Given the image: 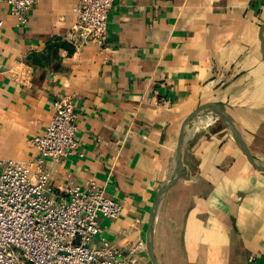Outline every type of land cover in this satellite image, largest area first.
Masks as SVG:
<instances>
[{"label": "crops", "instance_id": "0c3cea01", "mask_svg": "<svg viewBox=\"0 0 264 264\" xmlns=\"http://www.w3.org/2000/svg\"><path fill=\"white\" fill-rule=\"evenodd\" d=\"M77 1L35 0L23 27L0 3V160L32 173L28 140L46 127L53 99L71 95L78 151L44 168L52 189L95 181L121 204L117 218L98 217L95 243L125 254L146 245L194 111L223 110L264 161V0H114L101 46L73 32ZM207 114L157 206L153 253L159 264H264V170ZM136 259L152 264L147 250Z\"/></svg>", "mask_w": 264, "mask_h": 264}, {"label": "built area", "instance_id": "2783aa9c", "mask_svg": "<svg viewBox=\"0 0 264 264\" xmlns=\"http://www.w3.org/2000/svg\"><path fill=\"white\" fill-rule=\"evenodd\" d=\"M114 0H78L73 32L81 42L101 46ZM18 27L27 23L35 0H0ZM1 26V21H0ZM44 130L28 140L37 151L34 171L28 165L0 160V264H137L146 251L138 240L124 254L101 233L98 217L117 218L121 204L106 196L95 181L52 189L45 159L70 158L78 151L74 99L62 94L52 101ZM63 199H58L57 192Z\"/></svg>", "mask_w": 264, "mask_h": 264}, {"label": "water", "instance_id": "95a60500", "mask_svg": "<svg viewBox=\"0 0 264 264\" xmlns=\"http://www.w3.org/2000/svg\"><path fill=\"white\" fill-rule=\"evenodd\" d=\"M260 40L263 44V51H264V23L261 26L260 30ZM206 113H211L214 116H219L226 127L229 129L231 134L233 135L235 141L239 145V147L242 149V151L246 154L248 159L251 161V163L258 169L264 170V161L258 159L245 145L244 141L241 138V135L239 131L234 127L232 124L231 120L229 119L228 115L221 109L213 106H207L201 109H198L197 111H194L191 115H189L186 120L184 121L180 134H179V139L177 142V146L175 148V158H174V164L172 171L167 178V180L161 185V187L158 189L156 197L153 201L151 212L149 215V221H148V227H147V237H146V250L149 254V257L151 259L152 264H159L155 258V255L153 253V244H152V234H153V222L155 218V212L157 209V206L159 204V201L169 188L170 184L173 182V180L179 175L182 167V158H183V151L185 147V131L186 128L189 124V122L195 118L196 116H199L201 114H206Z\"/></svg>", "mask_w": 264, "mask_h": 264}, {"label": "bare ground", "instance_id": "6f19581e", "mask_svg": "<svg viewBox=\"0 0 264 264\" xmlns=\"http://www.w3.org/2000/svg\"><path fill=\"white\" fill-rule=\"evenodd\" d=\"M208 114H210V116L214 119L215 118V116H213V114H211V113H208ZM207 114V115H208ZM203 115H200V116H196L195 118H193L190 122H189V124H188V126H187V128H186V131H185V142L187 141L186 139L188 138V137H190V135H192V134H194L195 132H196V130L201 126V125H203V124H205V123H208V122H210L212 119L210 118V117H207V116H203Z\"/></svg>", "mask_w": 264, "mask_h": 264}]
</instances>
